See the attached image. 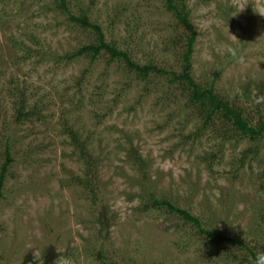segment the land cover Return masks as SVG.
<instances>
[{
    "label": "rangeland",
    "instance_id": "374dc122",
    "mask_svg": "<svg viewBox=\"0 0 264 264\" xmlns=\"http://www.w3.org/2000/svg\"><path fill=\"white\" fill-rule=\"evenodd\" d=\"M90 1L77 0L83 7ZM22 2L0 0V11L17 18L12 29L9 23L0 28V166L7 142L15 159L0 198V264H225L224 256L245 254L240 244L199 236L166 209L145 211L149 198L143 174L127 159L130 143L148 161L144 186L158 198L264 250L262 236L252 234L264 230L259 176L264 141L222 143L211 128L196 140L187 138L201 125L187 94L164 76L141 80L106 55L93 63L89 57L60 61L57 57L88 43L91 32L63 24V16L41 13L37 0ZM246 2L237 14L233 0H187L198 33L191 72L201 86L215 80V92L258 123L264 121V16L253 11L252 0ZM90 17L103 26L108 41L137 62L181 71L180 37L187 31L165 0H96ZM17 23L39 36L56 58L22 61L13 41L26 37L13 32ZM11 80L26 86L31 100L45 99L46 119L16 123ZM65 122L100 159L96 204L80 186L67 184L83 175L84 165L69 143ZM252 147L263 158L239 169L242 152ZM211 153L218 154L214 161L204 158ZM117 200L126 205L123 217L110 211ZM100 249L108 261L95 257Z\"/></svg>",
    "mask_w": 264,
    "mask_h": 264
},
{
    "label": "trees",
    "instance_id": "16d2710c",
    "mask_svg": "<svg viewBox=\"0 0 264 264\" xmlns=\"http://www.w3.org/2000/svg\"><path fill=\"white\" fill-rule=\"evenodd\" d=\"M23 6L28 0H22ZM40 7V12L44 14H57L65 17L63 24L77 25L85 30L91 32L90 41L81 46L75 51L57 57L60 61H70L80 59L81 57H89L90 62L93 63L99 57L106 55L108 62L123 63L131 72L141 80L149 79L152 74L164 76L170 85H174L177 90L183 94L188 95V103L194 108L198 118L201 120V125L198 126L195 132L187 136L189 139L196 140L204 135V132L211 128L213 136L220 139L222 143L228 140L237 139L238 142L250 141L259 142L264 141V121L260 120L254 123L249 117L244 115L241 108L235 107L227 99L222 98L215 92V80L206 86L198 84L192 76V57L194 54L195 43L197 40L196 27L190 18L187 0H165L167 9L174 14V16L185 26L186 33L182 34L180 40L184 43V53L182 54V69L180 72L176 70L166 69L157 64H141L132 58L128 50H123L118 47L115 41H108L104 32L103 26L91 19L90 11L92 5H95L96 0H91L88 7H83L77 0H37ZM13 15L8 13L6 9L0 11V28H4L8 23L12 29V22L17 21L14 17L12 20L9 17ZM12 24V25H11ZM27 26H22L17 23L16 29L13 32H20L26 40H14L11 35V40L16 47L21 51L22 61L37 58L38 63H43L50 58H56L54 53L45 49L43 40L28 32ZM13 34V33H12ZM26 34V35H25ZM27 41L29 44H27ZM58 60V61H59ZM220 74V71L217 75ZM27 87L21 86L19 83L9 82L8 93L13 100L15 109V121L17 124L31 123L35 121H43L46 119L44 114L45 109L49 106L45 99L38 97L31 100L32 96L27 93ZM36 97V96H35ZM65 133L70 137V145L74 149V153L78 155L79 160L84 165V173L81 176H74L72 180L68 181L69 185H78L81 187L86 199L90 200L92 204H96L100 199V180L98 177L100 159L96 158L91 152L88 141L83 139L80 131L71 126L69 122L64 124ZM220 151V150H219ZM218 154L211 153L204 158L214 161ZM127 159L137 166L138 170L143 174L142 185L144 188V195L149 198L144 203V210L149 208L166 209L171 214H175L185 224H189L197 230V234L209 241H217L219 243L232 242L240 244L245 254L242 256H224L225 264H252L259 252L256 247L246 244L245 240L240 237L225 236L222 232H217L213 227L206 226L202 218L192 214L188 209L176 205L170 199L158 198L150 188L145 187V182L148 180V161L144 159L141 152L132 143L127 148ZM263 158L260 156V151L257 148H247L242 152L239 159L240 168L246 167L252 160ZM13 154L9 142L6 143L5 161L0 166V198L3 197V188L6 178L9 174L10 168L14 163ZM261 161V160H260ZM239 169L236 173L239 175ZM262 182L260 188L264 191V164L259 174ZM139 185H141L139 183ZM260 219L264 221V214H260ZM255 238L262 236L264 240V230L252 232ZM97 259L108 261L103 249H100L96 254ZM129 264V263H125Z\"/></svg>",
    "mask_w": 264,
    "mask_h": 264
},
{
    "label": "clouds",
    "instance_id": "9594fccd",
    "mask_svg": "<svg viewBox=\"0 0 264 264\" xmlns=\"http://www.w3.org/2000/svg\"><path fill=\"white\" fill-rule=\"evenodd\" d=\"M250 3H252V5H253V11L255 13L259 14L260 16H264V0H252V2H250ZM248 4H249V2H246V0H245V2H241V0H233L232 7L238 9V12H237V14H238V13L244 11ZM257 4H259V7L257 6ZM227 51L233 56L236 55V50L232 47H228ZM239 59L242 60L243 57H240ZM109 207H110L111 212H114L118 216L123 217V213H124V210L126 208V205L124 202L117 200L115 203L110 204ZM58 251H60V250L58 249ZM35 255L37 257V252H35ZM252 264H264V250H261L257 253L255 260L252 261Z\"/></svg>",
    "mask_w": 264,
    "mask_h": 264
}]
</instances>
